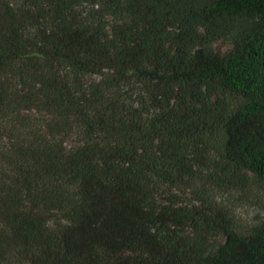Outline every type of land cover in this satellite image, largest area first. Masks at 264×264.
Instances as JSON below:
<instances>
[{
	"label": "trees",
	"instance_id": "1",
	"mask_svg": "<svg viewBox=\"0 0 264 264\" xmlns=\"http://www.w3.org/2000/svg\"><path fill=\"white\" fill-rule=\"evenodd\" d=\"M223 163L264 181V0H0V264H264L171 191Z\"/></svg>",
	"mask_w": 264,
	"mask_h": 264
},
{
	"label": "rangeland",
	"instance_id": "2",
	"mask_svg": "<svg viewBox=\"0 0 264 264\" xmlns=\"http://www.w3.org/2000/svg\"><path fill=\"white\" fill-rule=\"evenodd\" d=\"M220 53H227L232 45L228 40H220L214 44ZM212 158L221 159L217 150L211 153ZM223 162V161H222ZM206 180L198 181L194 187H179L171 191L176 200L193 204L210 197L226 206L237 221V229L250 232L252 228L264 223V181L251 173L231 168L223 163L221 167L209 169ZM165 198V197H164ZM211 240L215 244L224 241L223 234L212 233Z\"/></svg>",
	"mask_w": 264,
	"mask_h": 264
}]
</instances>
